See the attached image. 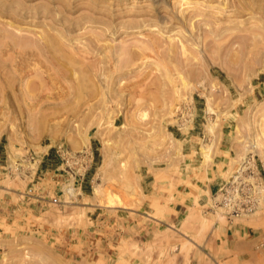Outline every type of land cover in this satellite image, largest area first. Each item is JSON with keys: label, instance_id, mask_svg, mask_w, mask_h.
I'll return each instance as SVG.
<instances>
[{"label": "rangeland", "instance_id": "1", "mask_svg": "<svg viewBox=\"0 0 264 264\" xmlns=\"http://www.w3.org/2000/svg\"><path fill=\"white\" fill-rule=\"evenodd\" d=\"M0 264H264V0H0Z\"/></svg>", "mask_w": 264, "mask_h": 264}, {"label": "bare ground", "instance_id": "2", "mask_svg": "<svg viewBox=\"0 0 264 264\" xmlns=\"http://www.w3.org/2000/svg\"><path fill=\"white\" fill-rule=\"evenodd\" d=\"M245 1V0H244ZM228 2H230V1H228ZM239 2V1H238ZM237 2V3H238ZM247 2V1H246ZM225 5V4H224ZM233 5V4H232ZM239 5V4H238ZM241 5V4H240ZM240 5H239V7H240ZM227 6H229V5H227ZM229 8H230V6H229ZM253 8V7H252ZM250 9V8H249ZM228 11H230V10H228ZM236 14V13H235ZM193 18V17H192ZM207 24V23H206ZM209 24V23H208ZM210 25V24H209ZM211 29H212V26H211ZM213 29H215L214 27H213ZM215 30H217V29H215ZM215 30H213L214 31V33H215ZM209 32V31H208ZM194 37V36H193ZM184 46V45H183ZM258 143L260 144V142H258V140L256 141V140H252V142H251V146H252V148H255V147H258L259 145H258ZM243 164V163H242ZM242 164L239 166V168L235 171V173H239L240 172V170L242 169ZM234 173V174H235ZM64 192H65V194L67 195V196H71L72 194H73V192H74V189H73V187H71V186H66L65 188H64ZM260 199V198H259ZM236 216V215H235Z\"/></svg>", "mask_w": 264, "mask_h": 264}]
</instances>
